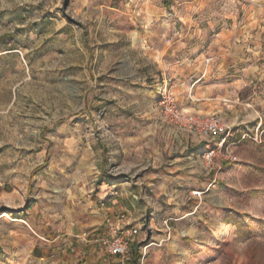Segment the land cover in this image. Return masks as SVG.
I'll return each mask as SVG.
<instances>
[{
  "label": "rangeland",
  "instance_id": "374dc122",
  "mask_svg": "<svg viewBox=\"0 0 264 264\" xmlns=\"http://www.w3.org/2000/svg\"><path fill=\"white\" fill-rule=\"evenodd\" d=\"M0 264H264V0H0Z\"/></svg>",
  "mask_w": 264,
  "mask_h": 264
},
{
  "label": "built area",
  "instance_id": "2783aa9c",
  "mask_svg": "<svg viewBox=\"0 0 264 264\" xmlns=\"http://www.w3.org/2000/svg\"><path fill=\"white\" fill-rule=\"evenodd\" d=\"M159 106L163 110L165 118L179 127L181 130L198 136L208 144L202 154V159L211 162L214 158L228 155L226 139L231 133L222 119L215 114H191L184 112L176 106V101L170 93H162ZM211 143V144H210ZM126 214L118 218L119 224L108 226V236L101 240L102 246L113 257L124 261L129 256V248L133 239L137 236L138 230L127 221Z\"/></svg>",
  "mask_w": 264,
  "mask_h": 264
},
{
  "label": "crops",
  "instance_id": "0c3cea01",
  "mask_svg": "<svg viewBox=\"0 0 264 264\" xmlns=\"http://www.w3.org/2000/svg\"><path fill=\"white\" fill-rule=\"evenodd\" d=\"M223 66V61H222V56H221V53L218 54V59L217 61H213L212 60V63H210V70H213L214 68H216V72L219 73L218 71L222 68ZM189 97V96H188ZM192 102L188 103V110L190 111H200V109H207L205 103L204 102V99H194L192 97V94L191 96L189 97ZM212 100V99H211Z\"/></svg>",
  "mask_w": 264,
  "mask_h": 264
}]
</instances>
